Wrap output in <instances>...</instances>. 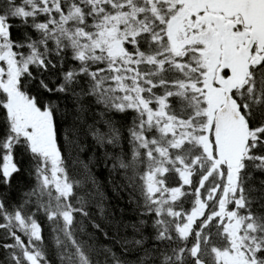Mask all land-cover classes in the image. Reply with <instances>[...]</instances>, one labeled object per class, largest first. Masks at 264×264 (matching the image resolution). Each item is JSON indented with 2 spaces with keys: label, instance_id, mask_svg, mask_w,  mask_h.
<instances>
[{
  "label": "snow or ice",
  "instance_id": "6c2138e0",
  "mask_svg": "<svg viewBox=\"0 0 264 264\" xmlns=\"http://www.w3.org/2000/svg\"><path fill=\"white\" fill-rule=\"evenodd\" d=\"M0 264H264V0H0Z\"/></svg>",
  "mask_w": 264,
  "mask_h": 264
}]
</instances>
